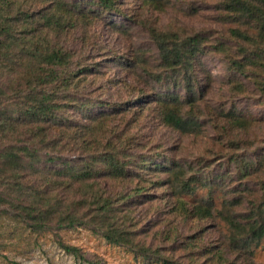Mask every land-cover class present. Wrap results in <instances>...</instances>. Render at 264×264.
<instances>
[{"label": "trees", "instance_id": "1", "mask_svg": "<svg viewBox=\"0 0 264 264\" xmlns=\"http://www.w3.org/2000/svg\"><path fill=\"white\" fill-rule=\"evenodd\" d=\"M137 1L163 11L170 0ZM215 1L218 22L228 25L226 38L216 39L206 49V36L200 31L179 36L150 28L148 19L142 21L159 61L155 72L142 68L152 86H134L125 99L106 100L83 92L89 77L100 75L93 46L85 41L77 46L69 38L97 22L111 32L125 33L136 26L121 0H0V220L7 218L34 231L47 230L52 220L58 230L90 229L149 264H199L195 259L183 262L148 252L134 239L137 230H129L135 227L128 213L135 197H150L148 189L162 187L172 193L176 215L197 221L217 218L227 229L226 241L216 252L226 264H244L237 255L248 261L252 249L264 247V153L258 161L245 156L237 165L238 180H244L238 186L251 196L258 192L254 198H242L245 210L237 212L242 204L236 194L240 190L220 206L212 196L215 185L231 177L229 169L210 172L207 167L195 172L192 168L188 176L189 163L133 149L130 130L146 110L180 134L198 135L209 123L228 148L246 147L240 134L252 118H246L234 102L218 110L208 108L207 118L200 111L206 92L200 61L207 54L221 55L230 91L234 81L229 76L241 86L243 78L254 84L264 103V0ZM124 61L108 59L127 69L137 65L134 60L131 66L128 59ZM231 157L237 163L238 157ZM143 171L165 177L152 181L140 174L149 185L139 186L134 175ZM255 173L259 178L253 191L246 183ZM180 174L184 176L178 178ZM108 181L117 183L115 190H109ZM198 188L206 193L189 207L181 195L191 196ZM69 189L80 197L66 200L63 193ZM2 236L0 230V240ZM59 245L89 262L74 246Z\"/></svg>", "mask_w": 264, "mask_h": 264}, {"label": "rangeland", "instance_id": "2", "mask_svg": "<svg viewBox=\"0 0 264 264\" xmlns=\"http://www.w3.org/2000/svg\"><path fill=\"white\" fill-rule=\"evenodd\" d=\"M121 7L125 12L132 14V20L136 26L126 28L124 32H111L102 22L93 23L76 33L69 40L88 42L93 46L95 59L100 61V75L89 77V82L84 87V93L90 98H104L106 100L125 99L130 89L145 88L152 86L148 76L142 68H148L151 72L159 69V61L153 41L149 38V32L141 27L142 21H150V28L162 32H173L179 36L200 31L205 34L206 45L209 48L211 42L218 38H226L228 25L218 22L215 0H170L164 5L163 11L140 5L137 0H121ZM152 24V25H151ZM69 37V36H68ZM68 37H61L68 39ZM60 38V40H61ZM224 40V39H223ZM226 41V40H225ZM214 44V43H213ZM228 45L234 42L228 41ZM79 48V47H78ZM128 59L131 66L134 62L137 65L126 68L118 66V63L108 62L110 58ZM219 54H207L202 56L200 61V76L204 80L206 92L200 103V111L208 113V108L214 109L228 107L231 102L238 106L246 118L251 117L250 124L246 127L240 137L244 140L243 148H228L226 142L220 139L216 129L209 123L203 125L201 133L180 134L164 125L156 118V115L146 110L132 124L130 132L134 133V152L143 155L158 157L167 156L172 160L184 162L190 165L187 175L192 171L200 172L205 168L210 172H219L222 169H229L230 178L223 179L215 185L213 191L214 203L220 206L222 200L231 199L233 191L240 190L239 194L242 204L236 207L237 212H244L245 202L242 198H254L239 187L237 165L240 166V159L249 156L252 161H258L264 153V103L259 97L254 84L241 78L244 85H235V79L231 78L233 89L230 91L227 85V70L221 61ZM134 60V62L132 61ZM134 63V64H135ZM206 75V78L203 76ZM228 77V78H229ZM239 79V78H238ZM237 81H240L238 80ZM216 110V111H217ZM214 115V114H213ZM209 116V114L204 115ZM206 120V119H205ZM218 130V129H217ZM219 131V130H218ZM231 134L230 137H233ZM232 154V155H231ZM238 157L237 163L230 158ZM229 158V160H228ZM200 164V165H199ZM145 180L150 177L152 181L162 180L164 175H151L149 172L138 173L134 178L139 186H147ZM258 173L249 177V188L256 190ZM184 176L178 175V178ZM261 176V173H260ZM108 181L109 190H115L117 183ZM237 186V187H236ZM107 187V186H106ZM152 194L150 197H135L129 205L130 222L135 227L129 230L134 231V239L139 245L149 248L148 252L155 251L161 255L174 258L183 262L196 260L199 264H226L224 259L216 252L225 243L228 232L217 218L206 220H193L189 217L176 215L172 206L174 197L169 189L151 187L148 189ZM206 193V189L198 188L193 195H181L190 207L193 199H199ZM66 200L75 201L80 196L72 189L63 193ZM14 214V212H12ZM189 218V219H188ZM48 229L45 231H34L33 229L10 221L7 218L0 220V230L3 236L0 240V264H11L15 261L19 264H149L138 254L121 245H115L105 241L99 234L90 229H56V223L48 221ZM128 230V229H127ZM59 242L74 246L79 253L88 261H82L69 252L64 251ZM136 242V241H135ZM137 255V256H135ZM234 257V255H231ZM244 255H237V260L244 264H264V247L259 246L252 249L251 256L245 261ZM246 262V263H245Z\"/></svg>", "mask_w": 264, "mask_h": 264}]
</instances>
